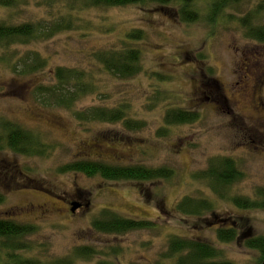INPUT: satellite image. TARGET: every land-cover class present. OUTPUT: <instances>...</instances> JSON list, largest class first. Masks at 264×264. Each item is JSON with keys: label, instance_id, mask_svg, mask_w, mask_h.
<instances>
[{"label": "rangeland", "instance_id": "374dc122", "mask_svg": "<svg viewBox=\"0 0 264 264\" xmlns=\"http://www.w3.org/2000/svg\"><path fill=\"white\" fill-rule=\"evenodd\" d=\"M44 1L28 0L18 8L0 6V23L21 25L56 15L59 7H47ZM256 3L247 0L210 19L207 0H196L201 14L196 23L181 21L170 8L82 6L77 29L47 42L0 49V56L6 52L16 61L29 52L48 61L45 69L27 76L0 65L2 130L8 133L5 127L12 123L53 147L48 157L31 160L10 151L0 153V192L5 195L0 219L36 229L23 239L27 249L19 252L21 258L42 264L61 259L70 264H176L163 256L170 237L177 236L211 243L223 260L259 264V253L245 246V238L250 237L245 230L248 221L251 234L264 236V210H239L218 200L193 177L207 168L209 159L225 156L244 173L231 195L255 199V190L264 188V44L246 38L240 23ZM131 30L144 33V39L134 45L141 51L143 70L120 79L96 67L93 54L122 48L121 40ZM58 67L92 69L99 93L83 97L72 111L47 106L37 89L53 84ZM248 84L250 95L241 96ZM120 105L128 110V119L143 124L141 129L128 131L122 123H79L73 115L90 107ZM170 109L198 113L200 118L159 136ZM79 160L168 166L175 176L162 183H135L58 171ZM186 196L215 201L219 221L208 225L205 220L213 219L211 214L200 219L178 213L176 206ZM73 203L82 208L73 213ZM105 211L153 226L120 235L100 233L92 224ZM224 218L245 221L239 232L247 236L220 243L216 230L230 227L222 222ZM78 248H89L95 255L90 260L77 258ZM112 250L118 252L103 256ZM2 257L3 263L14 264L10 256Z\"/></svg>", "mask_w": 264, "mask_h": 264}, {"label": "trees", "instance_id": "16d2710c", "mask_svg": "<svg viewBox=\"0 0 264 264\" xmlns=\"http://www.w3.org/2000/svg\"><path fill=\"white\" fill-rule=\"evenodd\" d=\"M196 0H45L47 7L56 4L59 9L56 15L48 19L35 23H24L21 25H7L0 23V49L7 50L10 45H29L36 42H47L60 33L77 29L78 11L81 7L103 8V7H154L159 9L170 8L178 19L186 23H196L200 20L201 14L195 7ZM247 0H207L208 16H214L232 9ZM30 3V2H29ZM28 4V0H0V6L5 8H18ZM173 8V9H172ZM176 9V11L174 10ZM241 26L246 38L264 44V0H257L256 6L240 19ZM144 39L141 30H131L122 39L123 46L120 49H107L97 51L93 54V63L101 68L103 72L118 77L128 79L142 70V54L139 48L134 47L137 42ZM15 56L5 54L0 56V65H6L13 73L20 76H27L48 65L47 59L37 52H29L18 61ZM15 61V62H14ZM53 84L37 89L38 97L45 96L47 106L72 111L75 103L83 97L99 93V83L96 74L92 69H77L58 67L53 71ZM215 80L212 81V83ZM211 83L208 82L207 85ZM74 118L79 123L104 122L118 124L122 123L126 130L133 131L142 128L143 124L135 120L128 119V110L123 106L118 107H90L84 110L73 112ZM200 118L198 113L188 112L181 109H170L165 112L163 128L158 131L159 136H165L171 127L185 124H192ZM0 123V128H3ZM8 136L0 132V139L4 145L0 150L7 149L16 153L38 154L48 157L53 150L52 146L42 144L38 137L31 132H27L16 125H7ZM60 173H81L87 177H101L107 181L114 182H135V183H162L170 181L175 176V170L168 166L156 168L144 165H110L101 161L79 160L73 161L58 168ZM193 177L205 184L214 196L220 201L230 202L239 210L255 211L264 210V188L255 190V199L250 197L231 195L233 186L244 179V173L239 169L234 159L217 156L208 160L207 168L196 172ZM5 202V195L0 192V204ZM216 202L208 198L184 197L176 206L177 212L203 219L207 214H211L213 219L205 220L208 225L219 221L216 214ZM101 217L93 221V228L104 234L120 235L130 231L149 229L152 223L144 220H134L122 217L111 211H105ZM223 223H230V227H222L216 230V237L220 243H233L241 238L246 239L245 246L255 250L260 255V262L264 260V236H254L251 234V226L246 222V234L240 229L245 227V221L224 218ZM31 225L20 224L11 220H0V264L2 256H10L14 264H42L39 261L24 259L19 256V252L27 249L23 239L35 232ZM112 250L103 256L109 257L117 253ZM75 257L81 259H92L95 252L89 248H78L74 252ZM165 259H174L176 264H235L231 261L221 259L219 249L211 243L201 240H190L173 236L168 241V251L163 256ZM71 260V259H70ZM71 261L61 259L52 264H70ZM97 264H109L105 261Z\"/></svg>", "mask_w": 264, "mask_h": 264}, {"label": "flooded vegetation", "instance_id": "af4514ba", "mask_svg": "<svg viewBox=\"0 0 264 264\" xmlns=\"http://www.w3.org/2000/svg\"><path fill=\"white\" fill-rule=\"evenodd\" d=\"M250 84H248L247 86H246V88H245V90L242 92V94H241V96H249L250 95ZM216 91H217V89L216 90H214V92L216 93ZM40 98V97H39ZM37 117H38V121H39V118H40V115L39 114H37ZM0 123L1 124H3L2 123V121H1V119H0ZM11 125H13L12 123H11ZM17 126V125H16ZM19 127V126H18ZM21 128V127H20ZM23 129V128H22ZM23 130H25V129H23ZM25 131H27V132H31V131H28V130H25ZM0 132L1 133H4V134H6L7 136H8V133L7 132H4L3 130H2V128H0ZM32 134H33V132H31ZM37 137H38V139H39V141H41V143L42 144H44L43 143V141L41 140V138L37 135ZM4 145V143H3V141L0 139V147H2ZM11 152V153H13V155L14 156H16V157H21V158H24L23 160H31V159H36V158H40L41 157V155H40V148H39V153L38 154H35V153H32V154H26V153H16V152H12V150H0V153H2V152ZM81 208H82V206H81Z\"/></svg>", "mask_w": 264, "mask_h": 264}, {"label": "water", "instance_id": "95a60500", "mask_svg": "<svg viewBox=\"0 0 264 264\" xmlns=\"http://www.w3.org/2000/svg\"><path fill=\"white\" fill-rule=\"evenodd\" d=\"M71 205H72L71 211L73 213L81 206L79 203H73ZM262 264H264V261L262 262Z\"/></svg>", "mask_w": 264, "mask_h": 264}, {"label": "bare ground", "instance_id": "6f19581e", "mask_svg": "<svg viewBox=\"0 0 264 264\" xmlns=\"http://www.w3.org/2000/svg\"><path fill=\"white\" fill-rule=\"evenodd\" d=\"M0 220H3V219H0ZM5 220V219H4ZM12 221V220H11ZM2 259H3V257H2ZM2 262H3V260H2Z\"/></svg>", "mask_w": 264, "mask_h": 264}]
</instances>
